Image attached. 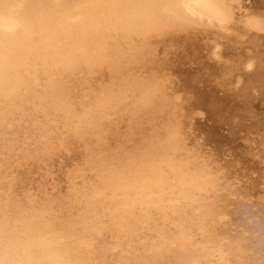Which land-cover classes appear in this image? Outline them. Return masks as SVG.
Wrapping results in <instances>:
<instances>
[{
  "label": "clouds",
  "instance_id": "obj_1",
  "mask_svg": "<svg viewBox=\"0 0 264 264\" xmlns=\"http://www.w3.org/2000/svg\"><path fill=\"white\" fill-rule=\"evenodd\" d=\"M75 13L87 23L68 26ZM10 17L27 31L0 44V174L53 161L63 172L55 195L0 200V264H143L140 236L156 217L160 180L188 194L168 238L190 256L196 188L208 177L149 70L151 42L181 22L175 0H0V18ZM95 186L114 195L94 203L85 190Z\"/></svg>",
  "mask_w": 264,
  "mask_h": 264
},
{
  "label": "bare ground",
  "instance_id": "obj_2",
  "mask_svg": "<svg viewBox=\"0 0 264 264\" xmlns=\"http://www.w3.org/2000/svg\"><path fill=\"white\" fill-rule=\"evenodd\" d=\"M175 3L181 22L151 42L149 70L159 74L171 118L208 177L196 188L199 223L191 254L200 257L199 264H264V0ZM66 23L87 20L75 13ZM26 31L23 17L0 18V44L20 40ZM160 167L171 165L161 161ZM62 172L61 162L53 161L43 171L0 174V200L41 191L55 195ZM76 183L74 177V188ZM110 195L102 186L85 190L94 203ZM187 200L188 194L156 182L151 200L156 217H145L139 242L143 264L198 262L172 249L168 238ZM94 228L100 236L103 225ZM119 243L114 240V247Z\"/></svg>",
  "mask_w": 264,
  "mask_h": 264
},
{
  "label": "flooded vegetation",
  "instance_id": "obj_3",
  "mask_svg": "<svg viewBox=\"0 0 264 264\" xmlns=\"http://www.w3.org/2000/svg\"><path fill=\"white\" fill-rule=\"evenodd\" d=\"M192 256H193V257H192ZM190 257H191V258H193L195 261H198V260H197V259H195V258H199V259H200V257H199V256H194V255H192V254L190 255ZM190 257H188L187 261H192V260H193V259H192V260H190ZM194 260H193L192 262H195ZM200 260H201V259H200ZM199 262H200V261L196 262L195 264H199Z\"/></svg>",
  "mask_w": 264,
  "mask_h": 264
},
{
  "label": "rangeland",
  "instance_id": "obj_4",
  "mask_svg": "<svg viewBox=\"0 0 264 264\" xmlns=\"http://www.w3.org/2000/svg\"><path fill=\"white\" fill-rule=\"evenodd\" d=\"M195 211L197 212V209H196ZM195 211H194V212H195ZM204 245H205V244H204ZM204 245H203V246H204ZM206 247H207V246H206ZM203 249H204V247H203ZM206 250H207V249H206ZM208 250H209V249H208ZM210 250H211V249H210ZM212 251H213V250H212ZM213 254H214V253H213ZM209 256H210V254H209ZM204 259H205V258H204ZM205 260H206V259H205Z\"/></svg>",
  "mask_w": 264,
  "mask_h": 264
}]
</instances>
